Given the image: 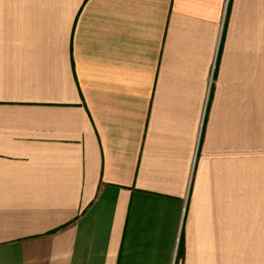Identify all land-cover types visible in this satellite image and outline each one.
Masks as SVG:
<instances>
[{"label":"crops","instance_id":"crops-1","mask_svg":"<svg viewBox=\"0 0 264 264\" xmlns=\"http://www.w3.org/2000/svg\"><path fill=\"white\" fill-rule=\"evenodd\" d=\"M0 264H264V0H0Z\"/></svg>","mask_w":264,"mask_h":264}]
</instances>
